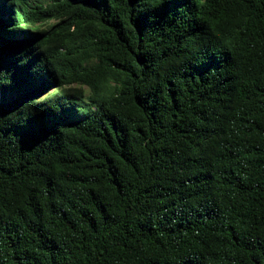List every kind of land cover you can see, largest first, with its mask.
<instances>
[{
    "label": "trees",
    "instance_id": "obj_1",
    "mask_svg": "<svg viewBox=\"0 0 264 264\" xmlns=\"http://www.w3.org/2000/svg\"><path fill=\"white\" fill-rule=\"evenodd\" d=\"M0 264H264V0H0Z\"/></svg>",
    "mask_w": 264,
    "mask_h": 264
}]
</instances>
